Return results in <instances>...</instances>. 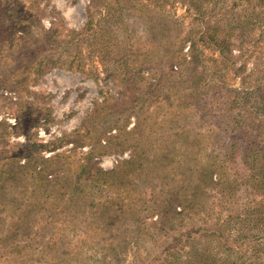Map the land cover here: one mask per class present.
<instances>
[{
    "label": "trees",
    "instance_id": "obj_1",
    "mask_svg": "<svg viewBox=\"0 0 264 264\" xmlns=\"http://www.w3.org/2000/svg\"><path fill=\"white\" fill-rule=\"evenodd\" d=\"M132 3L139 6L132 14L138 20L149 18L156 10L168 15L163 31L175 46L163 54L125 48L104 51L106 47H98L95 53L106 62L100 64L113 85L127 87L134 97L125 116V121L134 119L133 126L124 129L118 123L115 127L117 136L130 144L128 159L111 170H102L91 162L89 151L74 159V165H62L66 168L64 178L53 184L43 179L41 186L38 182L29 186L22 185L21 180L27 166H19L13 153L8 155V164L0 166L2 242H8L9 253L28 246H22L19 238L33 236L39 243L50 226L39 227L42 214L37 211H41L48 220L52 219L51 225L58 227L54 236L75 235L69 247L75 250V256L67 264H84L78 261L84 244L80 235H96V230L110 231L115 227L121 231V239L128 230L132 231L135 247L146 252L147 264H264V0H232L230 5L222 0H115L116 6L106 4V0H90L92 11L88 10L82 29L67 31L61 40L55 29L43 33L44 44L59 43L63 47H41L33 54L34 60L38 59L33 70L36 79L46 69L57 66L82 72L79 63L77 67L73 64L84 60L78 58L85 52L84 43L88 44L86 27L88 30L91 23L97 24L93 35L95 44H100L101 38L109 36L111 25L130 18L124 9ZM177 3L187 8L186 15L191 17L187 25L178 22L173 13ZM110 60L114 62L112 66ZM116 62L121 63L116 66ZM248 64L251 68L247 72ZM237 78L239 88L232 82ZM191 103L199 118L197 131L173 128L172 122L183 118L181 109ZM164 106L167 112L171 108L175 111L159 117ZM205 124L208 129L201 131ZM215 128L221 130V137ZM202 137L214 140L208 143L213 147L217 142L227 143L221 146L226 150L220 158L224 161L221 165L214 161L219 159L217 156L206 153L209 146L203 145ZM193 149L199 160L186 155ZM62 155L39 160L43 165L56 162L59 168L57 161L70 157ZM177 158L198 165L189 170ZM230 164H234L235 178L231 182L226 178ZM214 173L219 177L216 183L212 182ZM183 175L194 177L183 179ZM7 183H15L11 191L21 196L12 199L8 207L2 197ZM239 190L244 194L242 201L238 199ZM24 195L28 197L22 204ZM102 195L105 198L96 202L95 197ZM36 196L43 201L30 218L28 204ZM69 212L71 223L57 224V217ZM154 215L158 220L147 222ZM149 227L155 231L142 233ZM171 230L178 235L158 245L157 238L162 239ZM151 243L154 245L150 247ZM53 244H48L49 252ZM68 245L62 242L60 248ZM155 247H162V252L150 259ZM120 254L114 255L117 260Z\"/></svg>",
    "mask_w": 264,
    "mask_h": 264
},
{
    "label": "rangeland",
    "instance_id": "obj_2",
    "mask_svg": "<svg viewBox=\"0 0 264 264\" xmlns=\"http://www.w3.org/2000/svg\"><path fill=\"white\" fill-rule=\"evenodd\" d=\"M114 2L115 0H106V4H114ZM222 2L226 5L232 4V0H222ZM114 5L112 6L115 8L116 5ZM126 6L124 13L130 15V18L129 16L124 17L120 21L121 24L111 25L112 29L109 36L100 37L101 39L98 41L100 44H95L97 40L93 35L97 29V24L91 23L88 30L86 27V42L91 46L84 43L85 52L81 58H78L84 60L73 64L74 67H77L76 63H79V67H81L79 69H82V72H76L74 68L69 70L57 66L46 69L36 79L33 70L38 59L34 60L33 54L41 47V49H50L51 47L62 49L63 47L59 43L44 44L43 33L55 29L57 38L61 40L63 35L68 33L67 31L82 29L87 22L88 10L92 11L90 0H0V166L4 163L8 164L6 157L13 153L17 157L16 163L19 166H27L24 170L25 175L21 179L24 180L22 185L28 183L30 186L31 183L38 182L41 186L45 183L43 179L53 184L56 179H62L66 175V168L62 165L73 163L74 159L87 154L89 151L92 154L91 162L102 170H111L120 161L128 159L130 144L124 143L122 137L117 136L118 131L115 127L118 123L120 126L124 125V129H130L133 126L134 119L130 117L125 121V116L129 112L130 100L134 97L129 94L127 87L113 85L100 64L106 62L100 61L95 53L99 48L106 47L104 51H112L116 48L122 51V48H125L128 51L139 50L163 54L174 50L175 45L169 41L171 36L166 33V30L163 31V27L168 25L167 20L169 21L168 15H165L163 11L156 10L154 14L147 16L149 18L141 17L138 20L132 14L137 13L139 6L136 3ZM97 10L99 11V9ZM186 11L187 8L179 3L174 6L173 10V13L179 18L178 22L184 25H187L191 20V17L186 15ZM106 28V32L109 31L108 25ZM234 54L236 55V52ZM107 59L108 55L105 60L107 61ZM120 63L116 62L115 65ZM113 64L114 62L110 60L109 65L112 66ZM250 68L251 64H248L247 72ZM145 77L147 78L148 74H145ZM173 82H176V79ZM232 82L234 87H241L238 78ZM171 93L175 94V92ZM204 100L202 99V102ZM122 103L124 104L122 105ZM195 105L199 107L200 104ZM166 110L168 108L164 106V110H160L158 116L161 117L165 113L175 111L173 108L169 109V112ZM195 110L194 103L181 109V113L184 114L183 118L187 121L176 117L177 119L172 122L173 128L197 131L199 118L195 114ZM205 126L206 124L200 128L201 131L208 129ZM214 131L218 133L219 137L223 135L221 130L217 128ZM201 139H203L204 146H209L206 153L217 156L219 159L214 161L221 165L224 161L220 158L226 154V150H222L221 146L226 142H217L213 147L208 143L212 144L214 140L209 142L205 137ZM181 153L178 151L177 154ZM55 154L70 157L59 159L60 161H57L59 168L55 167L56 162L43 165L39 160L50 159ZM186 155L198 160L200 157L196 149L190 150ZM183 160L177 158V161L181 163L180 165L189 170L198 165V162L187 163ZM227 166L226 178L227 181L231 182L235 180L233 178L234 164ZM193 177L192 175H183L182 178ZM218 179V175L214 173L212 182L216 183ZM14 186L15 183L13 185L8 184L3 190L2 197L6 207L12 204V199L21 197L17 195L18 191L16 193L11 191ZM13 194L14 197H12ZM26 197L28 195L23 196L22 204L26 202ZM39 198L37 196L30 198V205L28 204V208L31 209L30 218L41 206L40 201L43 200H39ZM104 198L105 195L96 196L95 201L99 202ZM238 199L239 201L244 200V194L241 190L238 191ZM36 200L38 201L37 204ZM34 205L33 209L32 206ZM37 212L42 214L38 223H41L39 227L44 226V224L50 225L43 232L41 241L38 243L33 236H30L29 239L21 240L19 238V242L22 241V246H28L24 249L18 248V253H9L10 249L6 246L8 242H2L3 235L0 234V264H67L70 258L75 256V250L69 249L70 243H74L76 239L74 233L65 237L54 236L53 231L57 230L58 227L51 225L52 219L48 220L47 214H43L41 211ZM70 215L69 212L57 217V224L71 223L72 217ZM157 220L154 215L147 222ZM181 228L183 230L184 226ZM152 231L155 230L149 227L142 233L148 234ZM120 232L115 227L110 231L96 230V235L91 233L86 236L80 235L79 239H84V244L78 261H83L84 264H100L99 261L101 264L102 262L103 264H110V262L147 264L146 252H143L142 248L137 250L138 248L135 247L131 238V230L127 231L124 239L122 238L124 249L120 254L119 245L122 242ZM174 232L171 230L167 234L164 233L162 239L157 238L158 245L169 243L178 235H176L177 232ZM62 242L69 243V245L60 248ZM50 243H54L52 252H49L48 248ZM153 245L151 243L150 247ZM161 252L162 247H155L149 254L150 259L155 256L158 257ZM116 254H120L119 260L115 258L114 255ZM10 259L12 261L8 262Z\"/></svg>",
    "mask_w": 264,
    "mask_h": 264
}]
</instances>
